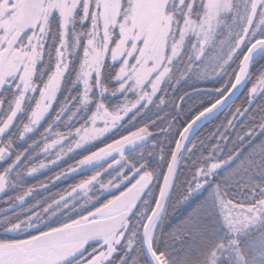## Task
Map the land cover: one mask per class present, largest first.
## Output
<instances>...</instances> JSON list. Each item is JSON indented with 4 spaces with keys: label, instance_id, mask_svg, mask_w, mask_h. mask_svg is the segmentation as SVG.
Masks as SVG:
<instances>
[{
    "label": "snow or ice",
    "instance_id": "6c2138e0",
    "mask_svg": "<svg viewBox=\"0 0 264 264\" xmlns=\"http://www.w3.org/2000/svg\"><path fill=\"white\" fill-rule=\"evenodd\" d=\"M0 264H264V0H0Z\"/></svg>",
    "mask_w": 264,
    "mask_h": 264
},
{
    "label": "trees",
    "instance_id": "16d2710c",
    "mask_svg": "<svg viewBox=\"0 0 264 264\" xmlns=\"http://www.w3.org/2000/svg\"><path fill=\"white\" fill-rule=\"evenodd\" d=\"M243 98L242 94L241 96L235 101L236 104H239L241 102V99ZM62 99V97H61ZM57 105H54V108L56 107ZM163 107V106H162ZM165 111H170V109H165ZM227 112V110H225V113ZM225 113H221L218 117H216V119L210 121L209 123H207L200 131L199 133L197 134V137H199L200 139H204L205 137L209 136L210 133H212L213 131H215V127L217 125H219V123L226 119V116H225ZM179 123H183V120H181ZM179 123L177 125V127H179ZM60 130H64L63 128H61ZM155 131V130H154ZM236 131H239V128L237 129H234L231 133H230V136H232L234 138L235 136V132ZM171 138H175V130H173L172 132V137ZM157 139H160L159 136H157ZM214 140L212 141H206V144H205V147L207 148L211 143H213ZM100 146H103L102 144H100ZM169 147H172L171 145H165V152L168 151ZM92 150H95L94 148ZM151 150V149H150ZM79 150L77 153H71L69 154L67 157L64 158V161H62L57 167H52L50 169H43L42 172L40 174L37 175V177L35 179H30L29 180V183H36L37 181H40V180H45L47 177H50L52 176L55 172L59 171L60 168H65L67 167L69 164H73L75 162L76 159L79 158ZM84 154H87V153H84ZM205 155H207V152H205ZM195 156H199V152H197L195 154ZM195 156L193 157H189V154L187 153L186 157L188 158H195ZM40 159H45V157L42 155L40 157ZM184 163L183 162V165L181 167V170H180V180H183L185 179L186 175H187V169L185 168L184 166ZM191 167V165H189V168ZM166 170V169H165ZM83 174H88V173H83ZM81 178V175H77L75 177L73 176H69L68 178L66 179H63L61 180L60 182H57L55 185H52L50 186L51 188V191L53 193H55L56 191L58 190H61V189H64L66 188L69 184L73 183L74 182V179H79ZM11 194V193H9Z\"/></svg>",
    "mask_w": 264,
    "mask_h": 264
},
{
    "label": "water",
    "instance_id": "95a60500",
    "mask_svg": "<svg viewBox=\"0 0 264 264\" xmlns=\"http://www.w3.org/2000/svg\"><path fill=\"white\" fill-rule=\"evenodd\" d=\"M240 96H241V95H240ZM240 96H239V97H240ZM236 100H237V99H236ZM225 110H227V109H225ZM207 123H209V122H207ZM207 123H204V124L199 128V130L197 131L196 135L199 133V131H200V130H201V129H202ZM184 155H185V157H186L187 152H185ZM182 165H183V162L181 163V165H180V167H179V172H180V170H181Z\"/></svg>",
    "mask_w": 264,
    "mask_h": 264
},
{
    "label": "rangeland",
    "instance_id": "374dc122",
    "mask_svg": "<svg viewBox=\"0 0 264 264\" xmlns=\"http://www.w3.org/2000/svg\"><path fill=\"white\" fill-rule=\"evenodd\" d=\"M108 142H110V139L108 140Z\"/></svg>",
    "mask_w": 264,
    "mask_h": 264
}]
</instances>
